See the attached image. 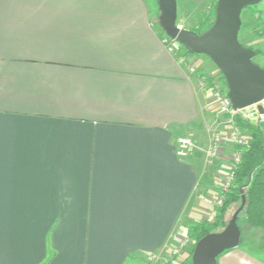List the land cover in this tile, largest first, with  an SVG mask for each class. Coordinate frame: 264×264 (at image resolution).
<instances>
[{
  "label": "crops",
  "instance_id": "crops-1",
  "mask_svg": "<svg viewBox=\"0 0 264 264\" xmlns=\"http://www.w3.org/2000/svg\"><path fill=\"white\" fill-rule=\"evenodd\" d=\"M211 1L176 0V25ZM156 18L145 0H0V264H144L192 227L231 149L205 165L208 93Z\"/></svg>",
  "mask_w": 264,
  "mask_h": 264
},
{
  "label": "water",
  "instance_id": "water-1",
  "mask_svg": "<svg viewBox=\"0 0 264 264\" xmlns=\"http://www.w3.org/2000/svg\"><path fill=\"white\" fill-rule=\"evenodd\" d=\"M156 1L162 31L192 53L210 58L223 75L232 108L250 110L256 105L258 112L263 114L264 106L260 103L264 100V70L252 61L255 52L238 41L242 10L263 0H217L214 20L201 34L178 28L176 0ZM245 202L242 195L239 208L222 231L208 234L196 242L191 264H218L219 256L239 245L237 220Z\"/></svg>",
  "mask_w": 264,
  "mask_h": 264
},
{
  "label": "rangeland",
  "instance_id": "rangeland-1",
  "mask_svg": "<svg viewBox=\"0 0 264 264\" xmlns=\"http://www.w3.org/2000/svg\"><path fill=\"white\" fill-rule=\"evenodd\" d=\"M145 1H146L147 5H149V7L153 10L155 15L157 16V18L155 19L156 23H158L156 25V28H158V27L160 28V26H159V15H160V13H159L157 1L156 0H145ZM216 1L217 0H213V1H211L210 5L205 4L204 6L201 7V12H203L201 17H199V12H197L193 16L194 20H197L198 18H200V20H199L200 22L197 25V27L195 26L194 32L196 30H201L204 32L205 30H207V29H205V27H207L209 22H211V24H212V22L214 20V15H215V11L213 9V6L216 5ZM179 11L180 12L182 11L181 8ZM180 12L178 13L179 18H181ZM179 18H178L177 22H180ZM259 22L264 26V0L257 5L250 6V7H247V8L242 10V12H241V27H240L239 34H238V41L243 46L250 48L255 52V56H254L252 61L264 70V37H260L259 35H257V32L255 30L256 25ZM186 28H188L187 25H186ZM190 31H192V30H190ZM175 42H176L175 46L177 47V49H179V53L184 55L187 59V65L186 66L187 67L190 66V67H193L195 69V72H196L195 73V79H197L196 77H198V76L200 77V75L202 76V74L211 75L215 79H220V77H221V79H222V81H220L221 86L226 87V83H225V80L223 78L222 73L213 64V62L210 60V58H208L206 55H203V54L192 53L190 50H188V49L184 48L182 45H180L177 41H175ZM198 58L203 60L206 65H209V67H211V69L208 70L207 72H204L203 69H200L199 67H197L196 66V59H198ZM226 89H227V87H226ZM208 98H209V96H208ZM208 104H209L208 109L210 110L211 115L214 116L215 121H217L215 126H216V128L218 126V129L221 132L222 142L218 146V148H219L218 153L215 157L209 158L205 153V155L207 156V158H206L207 160L204 163L207 166L212 165L211 162L218 159L217 156H219L220 153H223L228 146L230 147L231 152L229 151V153H228L229 155H226V159L224 160L226 165H227L226 171L221 173L222 174V175H220L221 179H219L217 184H215L217 186H215V185L213 186L214 192L209 194L210 197L207 198V196L203 192H201L199 190L196 191L195 200L198 201V203H200V204L203 203V205H205L207 203V205L203 206L201 204V206L203 208L197 210V213H198L197 216H194L190 220V222L188 223V226L192 225V227L199 224V223L211 224L214 222V218L216 216V210L218 209V207H220L222 205L221 204L220 206H216L215 204L218 200L219 194H221L222 189L227 182V179L229 178L230 172L233 171L234 156L236 155V153H238V151L236 149H237V147H239L237 145L236 140L231 137V133L235 132L233 129V126L229 125V124H222V122H221V119H222V121H224L227 119V116L222 115V117H221L217 113L218 109L215 107V105L213 104V102L210 99H209ZM237 117H239V116H237ZM236 118L234 119V123H236ZM239 118L241 120H243L242 117H239ZM243 121H245V120H243ZM220 122H221V124H220ZM251 123H254V122H251ZM261 125L264 127V122L261 123ZM237 129H238V131H237L238 137L246 145L250 139L248 132H246L245 130H242L238 126H237ZM215 131H216V129L210 130V132L212 134L211 138L215 134ZM185 137L190 138L188 136H185ZM190 139H192V138H190ZM232 182H233V179H232L230 185L227 187V192L224 193V195H223L222 202L225 200V195L228 193L229 188L232 185ZM239 206H240V203L238 202V203L233 204L229 207V209L227 210V213L225 215V227L228 224V222L231 219L234 212L239 208ZM211 216H213L212 220H210ZM238 219L239 220L237 222V225H238V228L240 230V243L236 247L237 250H235V252H234V249H235L234 248L232 250L225 251L217 259L218 264L220 263V258H221V260L222 259L230 260V258L233 259L237 255L238 256L242 255L243 264H264V227H258V226L251 225L247 221V218L245 216V212H242L239 215ZM225 227H223L222 229H220L217 232L222 231ZM189 229L187 230V233H185L182 237H180V240H178V242H176L171 247H168L161 254H157L155 256L153 255L152 257L149 256L145 260L144 264H191L192 253H193L194 246H195L196 242L194 241L193 238H191L189 236V233H188ZM230 251L231 252L233 251V253L228 254ZM129 264H136V263H129ZM137 264H140V263H137Z\"/></svg>",
  "mask_w": 264,
  "mask_h": 264
},
{
  "label": "trees",
  "instance_id": "trees-1",
  "mask_svg": "<svg viewBox=\"0 0 264 264\" xmlns=\"http://www.w3.org/2000/svg\"><path fill=\"white\" fill-rule=\"evenodd\" d=\"M215 11V5L213 6ZM211 22L205 27L208 29ZM257 35L264 37V26L259 22L255 28ZM197 34L201 30L195 31ZM236 124L249 134V142L243 147H237L241 157L233 171V182L225 195L222 205L216 210L214 222L199 223L189 229V236L198 242L208 234L215 233L225 227V215L233 204H241V196L246 202L243 210L247 221L258 227H264V127L261 123H250L236 118ZM239 214V215H240ZM238 215V217H239ZM239 220V219H238ZM237 220V222H238Z\"/></svg>",
  "mask_w": 264,
  "mask_h": 264
},
{
  "label": "built area",
  "instance_id": "built-area-1",
  "mask_svg": "<svg viewBox=\"0 0 264 264\" xmlns=\"http://www.w3.org/2000/svg\"><path fill=\"white\" fill-rule=\"evenodd\" d=\"M179 29H181L178 26ZM161 42L164 45L165 50L170 53L178 56V61L182 64L187 65V59L184 55L179 53V49L175 46L176 42L174 40L169 39L165 35V33H162L161 36ZM188 70L192 75H195V69L193 67L188 66ZM197 78V87L198 89H202L208 93L209 99L213 102L215 107L218 109V114L222 117V115L227 116V119L221 122L222 124H229L233 126V129L235 132L231 133V137L236 140L237 145L240 148H243L245 146V143L238 137L237 135V126L234 123V119L239 116L242 117L243 120L247 122H254V123H263L264 122V113L261 114L257 110V106L254 105L250 110L242 109V110H234L232 108V104L230 102V99L227 95V89L226 87L221 86L220 81H222L221 77L220 79H215L211 75H200V77ZM262 106H264V100L260 103ZM220 122V124H221ZM222 142V135L218 127L216 128L215 134L211 138L210 144L208 149L205 151L206 155L209 158H213L218 153V146ZM198 149L197 144L190 138L182 137L178 139L176 154L180 158H187L191 155H193L196 150ZM206 156V158H207ZM241 157V152L236 153L234 156V167L233 171L235 169V165L238 164L239 159ZM233 171L230 172L229 178L227 179L226 184L224 185L221 194L218 196V200L216 202V206H220L222 204L223 195L227 192V187L230 185L232 179H233ZM213 219V216L210 217V220Z\"/></svg>",
  "mask_w": 264,
  "mask_h": 264
}]
</instances>
